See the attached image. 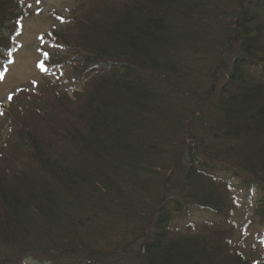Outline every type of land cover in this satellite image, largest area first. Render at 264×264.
Here are the masks:
<instances>
[{
	"label": "trees",
	"instance_id": "obj_1",
	"mask_svg": "<svg viewBox=\"0 0 264 264\" xmlns=\"http://www.w3.org/2000/svg\"><path fill=\"white\" fill-rule=\"evenodd\" d=\"M27 15L0 0L1 74ZM56 19L0 112V264H263L264 0Z\"/></svg>",
	"mask_w": 264,
	"mask_h": 264
},
{
	"label": "rangeland",
	"instance_id": "obj_2",
	"mask_svg": "<svg viewBox=\"0 0 264 264\" xmlns=\"http://www.w3.org/2000/svg\"><path fill=\"white\" fill-rule=\"evenodd\" d=\"M23 2L27 7L28 15L22 22L23 28L18 37L14 61L4 74L0 73V112L3 108L10 109L9 103L16 91L24 95L38 91L39 84L43 80L39 68L42 36L57 22V17L69 16L70 11L77 5V0H39V2L23 0ZM12 114L13 112L10 113ZM5 127V118L0 117V137L2 128Z\"/></svg>",
	"mask_w": 264,
	"mask_h": 264
},
{
	"label": "snow or ice",
	"instance_id": "obj_3",
	"mask_svg": "<svg viewBox=\"0 0 264 264\" xmlns=\"http://www.w3.org/2000/svg\"><path fill=\"white\" fill-rule=\"evenodd\" d=\"M37 2H39V0H37Z\"/></svg>",
	"mask_w": 264,
	"mask_h": 264
}]
</instances>
